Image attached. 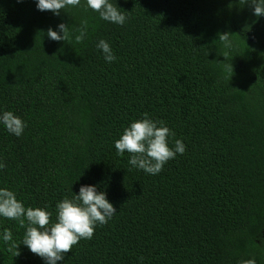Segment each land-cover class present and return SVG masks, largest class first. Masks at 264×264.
Listing matches in <instances>:
<instances>
[{"label": "trees", "instance_id": "obj_1", "mask_svg": "<svg viewBox=\"0 0 264 264\" xmlns=\"http://www.w3.org/2000/svg\"><path fill=\"white\" fill-rule=\"evenodd\" d=\"M110 2L123 25L84 0L59 16L0 0V111L26 123L20 137L0 125V187L52 222L81 184L106 193L115 214L57 264H264V16L242 0ZM59 23L68 39H48ZM144 113L185 144L156 175L114 147ZM26 227L0 217L16 243ZM18 247L0 239V264H43Z\"/></svg>", "mask_w": 264, "mask_h": 264}, {"label": "clouds", "instance_id": "obj_2", "mask_svg": "<svg viewBox=\"0 0 264 264\" xmlns=\"http://www.w3.org/2000/svg\"><path fill=\"white\" fill-rule=\"evenodd\" d=\"M85 6L97 12L101 20L123 25L127 19L124 12L110 0H84ZM251 6L253 14L264 16V0H242ZM81 5V0H35L38 11H50L53 15H60L61 10L75 8ZM68 28L64 23L47 30V37L52 41H66ZM86 35V29L81 27L75 40L80 42ZM225 49L233 47L229 33L219 36ZM96 48L102 53L105 63L116 60V56L107 41L100 39ZM233 71V69H232ZM0 125L10 134L20 137L26 123L19 116L8 110L0 111ZM169 127L162 121L148 116L133 120L125 127L119 138L114 141L118 155L129 153L128 163L132 168L142 170L146 174H159L164 165L177 154H183L185 144L176 139L174 146H169V137L174 136ZM4 164L0 162V169ZM73 192V191H72ZM116 208L107 199L104 191H97L95 184H81L78 192L68 198H62L55 205V221L50 220L52 212L46 207H26L16 198L14 191L7 187H0V217L17 220L21 226L27 224L26 230L19 243L13 240L12 232L4 229L0 239L10 243L15 249L14 255H20L19 244H23L31 253L39 256L43 264H57L63 261L64 254L71 251L81 239H91L97 225H103L112 218ZM246 264H255L249 259Z\"/></svg>", "mask_w": 264, "mask_h": 264}]
</instances>
